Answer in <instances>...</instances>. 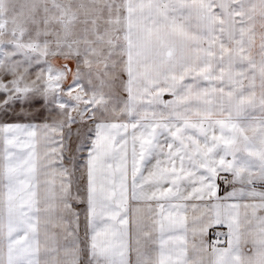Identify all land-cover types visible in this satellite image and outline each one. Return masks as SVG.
Instances as JSON below:
<instances>
[{
    "label": "snow or ice",
    "instance_id": "1",
    "mask_svg": "<svg viewBox=\"0 0 264 264\" xmlns=\"http://www.w3.org/2000/svg\"><path fill=\"white\" fill-rule=\"evenodd\" d=\"M0 264H264V0H0Z\"/></svg>",
    "mask_w": 264,
    "mask_h": 264
}]
</instances>
